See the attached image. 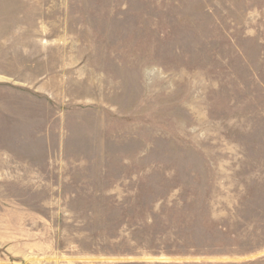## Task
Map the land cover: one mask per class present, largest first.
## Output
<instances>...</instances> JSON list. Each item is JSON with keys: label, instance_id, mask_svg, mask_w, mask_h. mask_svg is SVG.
I'll return each instance as SVG.
<instances>
[{"label": "rangeland", "instance_id": "rangeland-1", "mask_svg": "<svg viewBox=\"0 0 264 264\" xmlns=\"http://www.w3.org/2000/svg\"><path fill=\"white\" fill-rule=\"evenodd\" d=\"M0 216L11 262L264 264V0H0Z\"/></svg>", "mask_w": 264, "mask_h": 264}, {"label": "crops", "instance_id": "crops-1", "mask_svg": "<svg viewBox=\"0 0 264 264\" xmlns=\"http://www.w3.org/2000/svg\"><path fill=\"white\" fill-rule=\"evenodd\" d=\"M3 225H4L3 216H0V264H25V263L33 264V261L30 262L29 260L25 259L28 257L33 258V260L37 257L38 262L35 264H46V263L49 264V262L52 261L53 258L55 257L54 252L51 253L49 249L46 250L47 245H45V243L38 242L36 244V248H38L37 253H35L34 255L32 254L24 255V253H22L21 260H14L13 262H11L10 257L17 256V254L15 253L17 248L15 247L13 248L12 246L11 247L9 246L6 229L1 228ZM23 245L27 247L26 243H24ZM21 247L22 245H20V248Z\"/></svg>", "mask_w": 264, "mask_h": 264}]
</instances>
